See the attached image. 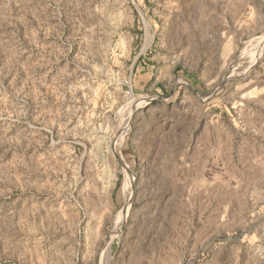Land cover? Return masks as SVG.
I'll list each match as a JSON object with an SVG mask.
<instances>
[{
	"label": "rangeland",
	"instance_id": "374dc122",
	"mask_svg": "<svg viewBox=\"0 0 264 264\" xmlns=\"http://www.w3.org/2000/svg\"><path fill=\"white\" fill-rule=\"evenodd\" d=\"M263 39L264 0H0V264H264Z\"/></svg>",
	"mask_w": 264,
	"mask_h": 264
},
{
	"label": "bare ground",
	"instance_id": "6f19581e",
	"mask_svg": "<svg viewBox=\"0 0 264 264\" xmlns=\"http://www.w3.org/2000/svg\"><path fill=\"white\" fill-rule=\"evenodd\" d=\"M260 44H259V49L256 51V55H258V54H260L259 52L260 51H262L263 49H264V39L263 40H261L260 42H259ZM116 151V150H115ZM127 182V181H126ZM130 182V181H129ZM131 187V186H130ZM129 190V189H128ZM127 192V191H126ZM129 192L130 191H128V195H129ZM131 194V193H130ZM125 198H126V196H125ZM129 199V198H128ZM129 201V200H128Z\"/></svg>",
	"mask_w": 264,
	"mask_h": 264
}]
</instances>
